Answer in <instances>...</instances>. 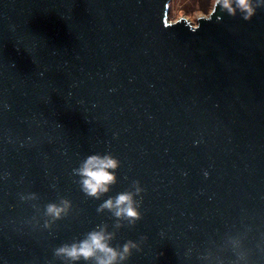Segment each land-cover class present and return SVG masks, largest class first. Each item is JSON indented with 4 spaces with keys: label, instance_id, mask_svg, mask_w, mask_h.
<instances>
[{
    "label": "water",
    "instance_id": "water-1",
    "mask_svg": "<svg viewBox=\"0 0 264 264\" xmlns=\"http://www.w3.org/2000/svg\"><path fill=\"white\" fill-rule=\"evenodd\" d=\"M169 13L170 0H0V264H59L54 248L113 222L71 175L107 152L121 168L103 199L145 189L143 218L114 241L147 237L127 264H199L245 226L264 264V8L245 21L215 3L197 25ZM28 192L73 212L50 233L29 223Z\"/></svg>",
    "mask_w": 264,
    "mask_h": 264
},
{
    "label": "clouds",
    "instance_id": "clouds-1",
    "mask_svg": "<svg viewBox=\"0 0 264 264\" xmlns=\"http://www.w3.org/2000/svg\"><path fill=\"white\" fill-rule=\"evenodd\" d=\"M220 11L229 16L239 15L243 20H250L258 9L264 8V0H216ZM121 161L111 152L91 154L80 160L79 165L72 169L73 182L88 198L103 200L96 209L97 214H110L111 224L98 223L91 230L64 242L53 249V262L59 264H127L134 251H142L139 241L132 239L123 244H116L117 233L126 225L134 226L143 218V194L145 189L139 180L132 181L128 190L103 199L111 192L119 181L118 170ZM126 178V177H125ZM56 186L53 185V188ZM21 202L30 203L34 215L29 223H35L50 233L53 226L68 218L74 209L73 202L64 196L57 201L49 202L41 208L38 193H19ZM41 220L43 223L41 224ZM252 229L245 226L243 230H230L217 243L210 242L203 251L196 253L199 264H252V249L249 247V234ZM259 251L264 252V242L258 243ZM186 255L191 257L193 249L189 248Z\"/></svg>",
    "mask_w": 264,
    "mask_h": 264
},
{
    "label": "rangeland",
    "instance_id": "rangeland-1",
    "mask_svg": "<svg viewBox=\"0 0 264 264\" xmlns=\"http://www.w3.org/2000/svg\"><path fill=\"white\" fill-rule=\"evenodd\" d=\"M216 0H170L169 18L172 22L184 17L197 25L200 17H208Z\"/></svg>",
    "mask_w": 264,
    "mask_h": 264
}]
</instances>
